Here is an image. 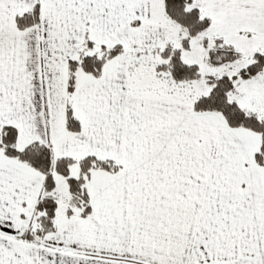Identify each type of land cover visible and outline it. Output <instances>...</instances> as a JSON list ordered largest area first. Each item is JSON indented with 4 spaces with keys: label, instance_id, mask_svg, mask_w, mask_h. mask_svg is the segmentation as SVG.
<instances>
[{
    "label": "snow or ice",
    "instance_id": "6c2138e0",
    "mask_svg": "<svg viewBox=\"0 0 264 264\" xmlns=\"http://www.w3.org/2000/svg\"><path fill=\"white\" fill-rule=\"evenodd\" d=\"M0 264H264V0H0Z\"/></svg>",
    "mask_w": 264,
    "mask_h": 264
}]
</instances>
